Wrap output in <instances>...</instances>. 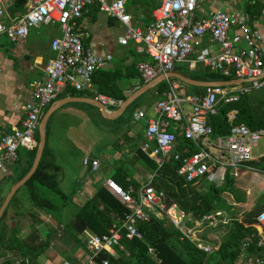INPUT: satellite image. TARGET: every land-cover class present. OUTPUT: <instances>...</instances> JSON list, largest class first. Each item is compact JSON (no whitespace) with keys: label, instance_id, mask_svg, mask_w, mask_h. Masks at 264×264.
<instances>
[{"label":"built area","instance_id":"1","mask_svg":"<svg viewBox=\"0 0 264 264\" xmlns=\"http://www.w3.org/2000/svg\"><path fill=\"white\" fill-rule=\"evenodd\" d=\"M9 1L0 0V41L6 36L11 41L24 42L30 28L43 23L57 24L60 35L51 40L53 56L44 64L41 76L29 84L30 100L23 105L21 125L0 136V176L11 175L12 167L19 160L20 148L32 150L37 145L35 133L43 109L67 86L78 91H93L94 73L111 61V54L97 55L86 48L78 31L84 9L94 5L123 25V32L117 36L119 44L134 43L138 51L148 56L136 65L145 82L174 71L177 63H184L190 69L201 63L212 71L241 81L206 86L205 93L199 95L188 93L180 81L169 79L168 90L152 104L154 118L147 119L144 110L132 114L134 121H147L146 139L140 146L142 152L158 167L178 163V176L193 184L218 170L230 169L237 176L238 170L252 169L264 175V170L249 164L258 161L252 156V150L264 136L263 128L251 129L243 122L236 123V109L227 113L228 133L214 136L210 123V117L218 113L221 103H232L244 94L264 90V25L256 20L248 21L243 10L233 8L231 5L237 0H228L225 7L214 5L215 0L208 1L207 11L202 10L200 16L196 14L204 0H159L152 10V21L145 27L134 23L126 7L130 0H29L26 11L16 18L7 16ZM204 38L208 46L201 49ZM94 99L105 107L122 102L99 92ZM173 124L180 127L182 137L190 140L197 150H178ZM82 163L93 172L99 167L98 159L83 157ZM154 174L148 175L139 186L129 185L128 188L112 178L105 179L104 185L118 196L127 210L106 233L83 230L81 237L88 254L79 264H109L107 257L98 260L100 255L116 256L118 249L123 250V235L142 239L143 233L137 225L153 217L165 218L206 254L218 249L222 236H216L213 242L198 235L211 228L228 226L234 217L225 209L195 217L176 201L167 203L165 189L152 183ZM188 220L191 226H187ZM255 228L259 235L257 245H262L264 208L255 217ZM148 251L155 255L152 247H148ZM62 264L78 263L63 259ZM235 264H264V255L243 251Z\"/></svg>","mask_w":264,"mask_h":264},{"label":"crops","instance_id":"2","mask_svg":"<svg viewBox=\"0 0 264 264\" xmlns=\"http://www.w3.org/2000/svg\"><path fill=\"white\" fill-rule=\"evenodd\" d=\"M28 1L29 0H26L24 5L25 11ZM139 1L140 0H130L126 7L132 15L134 23L141 27H145L152 21V10L159 3V0H144V2L138 5ZM208 1L213 0H207V2ZM215 1L214 5L218 6L224 5L225 7L229 4L228 0ZM12 3L13 0H10L7 8V16L16 18L25 12L20 13L17 11L14 17H12L9 11V7ZM148 3L153 4L152 6H148ZM247 5H251L252 9L250 11H246ZM231 6L235 9L243 10L248 16V21L250 20V22H253L256 20L259 24L261 23L264 25V0H237L233 2ZM202 10L204 9H201L196 15L200 16L203 13ZM6 21H8V18ZM79 23L80 26L78 31L83 36L85 47L89 48L97 55L111 54L112 59L104 68L94 73L92 79L93 91H78L67 86L54 101L66 97L94 98L96 92H99L117 100H121L122 104L132 93L147 83L139 75L136 65L142 60H147L148 56L144 52L138 51L134 43H129L128 45L119 44L117 42V36L123 32V25L117 18L109 17L104 12L98 10L95 5L88 6L84 9L83 16L79 20ZM58 35H60V31L57 24L43 23L31 27L24 42L11 41L6 36L1 37L0 136L6 132H10L12 128L21 125V120L24 116L23 105L30 100L29 84L33 79L41 76L44 64L53 56L50 43L51 40ZM207 46L208 40L204 38L201 49L207 48ZM197 56L196 54L195 57ZM132 63L137 70V75L130 77L129 73H131V71L127 69V67ZM184 65L188 73L176 67L174 71L193 80L207 81L198 77V70H210L209 68L201 63H197L196 67L193 69H190L186 64ZM169 79L180 81L188 93L199 95L205 93L206 86L187 84L176 77H167L159 80L128 105H131V115L129 113L130 110L125 112L128 106L124 109L121 114L124 113L125 122L118 129H116L117 126H114L109 120H113L121 114L112 119L106 118L102 115L100 108L85 101H70L62 104L53 111V123L51 122L48 144L52 151L51 154L53 156L54 165L47 168L45 172L58 183L59 192H63L65 195H69L71 192H75V194L72 196V201H67L65 204L63 202L64 199H62L60 195L55 192L45 191L44 195L55 205L54 209H46L35 207L26 190L22 188L17 193L15 202H13L11 207L7 210L5 222L0 224V264H19L24 260L29 263L28 257L25 258L17 248L12 247L8 249L2 247V244L6 242V236L8 234L10 237L15 234L16 239L22 241V245L39 247L44 244V241H48V247L39 251L40 253L34 258V264H62L63 259L79 264L86 259L88 251L83 239V243L80 245L63 231V225L68 220V218L64 216L67 208H65V206L71 203L75 208L76 206L79 207L84 201L91 198L100 186H104L108 189L104 185V181L106 178L114 179L112 174L117 171V169L129 168L128 170L132 173L131 178L137 182V185L129 183L126 188H128L129 185L135 187L139 186L140 182H144L148 175L155 173L144 168V165L140 162L132 164L129 161L135 154L136 147L140 148L146 139L145 128L147 124L146 119L134 121L132 119V114L135 111L144 110L147 119L154 118L155 114L152 110V104L155 101L148 104L146 100L142 98L138 103L137 100L141 96L147 94V92L157 84H160L159 90L161 91V97V95L168 90ZM231 79L232 78L228 80ZM239 83H241V81L232 84ZM189 86L203 87L204 91L198 93L191 87L189 88ZM101 88L104 91H100ZM105 92H111L114 93V95L112 94L113 96H111ZM53 102L46 107L49 108ZM120 105H109L105 107V109L109 112H113ZM88 106L96 109L95 112L100 115L101 119L104 121L102 125L103 129L108 131V135L112 137V141L116 140L115 144L111 145L106 139L102 148L107 151L102 155L97 154L94 150L89 152L87 146L79 145L77 139H74L72 135L76 130L80 132L75 125L76 122H78L77 117L80 116L77 114H79L80 111L87 110ZM55 124H59L58 127H56ZM174 125L175 124H173V126ZM175 127L174 131L179 140L183 138L180 133V127L178 125H175ZM183 148L190 150V148L186 146ZM83 157L98 159V169L93 172L90 166H84L82 163ZM148 158L151 159L150 157ZM151 160L154 161L153 159ZM113 164L116 166V170L111 172L107 177L103 176L105 168ZM14 168L15 165L12 167L11 175L0 176V205L11 187L17 182L12 181L16 174ZM226 170H218L203 179L215 183L216 185H221L224 181ZM247 171L248 170H238L237 176H234L231 170L235 180L241 178ZM254 174H258L259 177L254 176V180H251V176H249V187L246 193L249 194L250 200L247 199L246 204L250 205L253 201V205L251 206L253 209H256L264 206V175L257 172H254ZM129 179L130 178L127 177V180ZM5 187H7L6 190H4ZM108 190L112 192L110 189ZM234 202L236 203L237 201ZM217 209L223 210V208ZM231 216L233 217L232 214ZM234 218L241 217L237 216ZM16 247H18V243Z\"/></svg>","mask_w":264,"mask_h":264},{"label":"trees","instance_id":"3","mask_svg":"<svg viewBox=\"0 0 264 264\" xmlns=\"http://www.w3.org/2000/svg\"><path fill=\"white\" fill-rule=\"evenodd\" d=\"M25 2L26 0H13L12 5L9 7L12 17H14L17 11L20 13L25 11ZM152 4L148 3L147 5L152 6ZM251 9V5H247L246 11H250ZM127 69L131 71L129 73L130 77L137 75V70L133 63ZM198 72V77L207 81L230 79V77L208 69L198 70ZM190 87L198 93L204 91L203 87ZM100 91L104 90L101 88ZM108 94L111 96L114 95L111 92ZM130 106L127 107L125 112L130 110ZM47 108L45 107L43 109L40 114V119ZM232 109L237 110L236 123L243 122L251 129H264V90L244 94L232 103H221L218 113L210 117L214 136L228 133L230 124L227 121V113ZM129 113L131 115L132 111L130 110ZM52 117L53 114H51L46 124V141L39 164L32 176L12 196L0 218V224L5 222L7 210L15 202L17 193L22 188L26 190L35 207L46 209L55 208L54 203L44 195L45 191L55 192L60 195L64 199L63 202L65 204L67 201H72V196L75 192H71L69 195L59 192L58 183L45 172L47 168L54 165L52 151L48 144ZM109 121L114 126H117L116 129H118L125 122L124 113ZM35 138L38 143V129L35 133ZM185 146L190 148V152L196 150V146L190 140L184 138L179 139L178 150H181ZM36 148L37 145L32 150H26L24 148L18 150L19 160L15 164L14 169L16 170V174L12 180L13 182L22 178L30 169ZM129 161L132 164L140 162L144 165V168L155 172L152 183L156 187L165 189L167 194L166 202L176 201L181 208L195 217H200L217 208H224L228 213H231L232 209H230L231 207L228 205L226 196L223 195L224 193L230 194L233 198L242 201L239 197L241 196V192L236 187V180L230 169L226 170L224 181L221 185H216L205 179H202L197 184H193L185 182L178 176L176 173L178 163L170 162L158 167L138 147H136L135 154ZM249 164L260 170H264V155L258 161H251ZM128 169L120 168L112 174V177L125 188L129 183L137 185V182L131 178L132 173ZM127 177L130 179L127 180ZM263 208L264 206L253 209L240 220L234 219L228 226H223V234L219 247L210 254H206L198 249L191 240L183 237L182 233L165 218L157 219L153 217L150 221L138 223V229L143 233L142 239H129L123 235L121 243L124 249H118L116 256L102 253L98 260L107 257L109 264H235L243 251L247 254L264 255V243L257 245L259 235L255 228V217ZM126 210L125 205L118 196L104 186H100L91 198L84 201L81 206H76L72 218L63 225V231L81 245L83 243L81 235L84 229H88L97 234L106 233L114 221L118 217H122ZM17 243L18 247H16ZM245 244L247 245L245 246ZM48 245L47 240L39 247L22 245V241H18L15 234L11 237L8 234L6 236V242L2 244V247L8 249L15 247L25 258L28 257L29 263L24 260L19 264H34V258L40 253L39 251L46 249ZM148 247L154 249V256L149 253Z\"/></svg>","mask_w":264,"mask_h":264},{"label":"rangeland","instance_id":"4","mask_svg":"<svg viewBox=\"0 0 264 264\" xmlns=\"http://www.w3.org/2000/svg\"><path fill=\"white\" fill-rule=\"evenodd\" d=\"M142 2H144V0H140L138 2V5H140ZM200 9H204L205 11H207L208 9V2L207 0L200 3L199 5ZM198 12V11H197ZM184 63H177L176 68L180 69L183 72H187V69L184 68ZM163 84V83H162ZM159 86L160 84H157L156 86H154L153 88H151L147 94L141 96L138 100L137 103L140 101V99H144L146 100V102L149 104L153 101H156L159 97H160V93L161 91L159 90ZM88 109L85 111H80L79 114L80 115L77 117L78 122H76V126L79 129L80 132H78L77 130L72 133L73 138L77 139V142L79 145H83V146H87L89 152H92L94 150V152H96L97 154L102 155L103 153H105L107 150L102 148L104 145V142L107 139V142H110L111 145L115 144V141H112V137H110L108 135V131H106L105 129H103L102 125L104 123L103 119H101L100 115H98L95 112V108L94 107H87ZM67 119V118H66ZM53 120V119H52ZM53 123V121H52ZM106 123V122H105ZM56 127H58L59 124H55ZM61 126V124H60ZM102 149V150H101ZM264 155V136H262L258 142L256 143V145L253 147L252 150V156L256 159L259 160V158ZM116 170V166L113 165H108L107 168H105V170L103 171V176L107 177L111 174V172H114ZM254 172H257L256 170H248L246 173H244V175L239 178L238 180H236V187L238 189L239 192H241V196H239L242 201L237 200L236 198H233L230 194H223L224 196H226V201L228 203V205H230V209H232L231 213L233 217H241L243 218L244 216H246L249 212H251L253 210V207L251 205H253V201L251 202V204H246L247 199L250 200V196L249 194H247V189L249 187V176H251V180H254V176L259 177V175L254 174ZM102 179V177H101ZM212 180V179H210ZM222 183V182H221ZM7 187L4 188V190H6ZM248 195V197H247ZM234 201H237L236 203ZM242 202V203H241ZM239 203V204H238ZM67 207V208H66ZM66 208V213H65V217L69 219L72 218V215L75 211V206L71 205V203H69L67 206H65ZM224 209V208H223ZM235 219V218H234ZM67 220V219H66ZM67 220V221H68ZM192 222L191 220L187 221V226H191ZM223 233V226L215 228V229H208L205 232L200 233L198 236L202 239L205 240H209V241H216V236H222Z\"/></svg>","mask_w":264,"mask_h":264},{"label":"water","instance_id":"5","mask_svg":"<svg viewBox=\"0 0 264 264\" xmlns=\"http://www.w3.org/2000/svg\"><path fill=\"white\" fill-rule=\"evenodd\" d=\"M167 77H176L179 80H181L182 82H185L187 84H191V85H202V86H221V85H228V84H232L235 82H239L240 79H231V80H215V81H197V80H193L189 77H186L178 72L175 71H171L168 72L166 75H158L157 77L153 78L152 80H150L149 82H147L145 85H143L141 88H139L138 90H136L134 93H132L127 99H125L123 101V103L113 112H109L105 109V106L98 100L94 99V98H75V97H66V98H61L58 99L56 101H54L51 106L46 110V112L43 114V116L41 117L39 124H38V133H39V139H38V144H37V148H36V152L31 164L30 169L27 171V173L21 178L19 179L10 189V191L8 192V194L5 196L4 200L2 201L1 205H0V218L3 215L4 210L6 209L10 199L12 198V196L14 195V193L32 176V174L35 172L43 149H44V145H45V141H46V124L48 121V118L50 117V115L53 113V111L55 109H57V107L61 106L64 103L70 102V101H85L91 104H94L95 106H97L98 108H100V111L102 113V115L106 118H115L117 117L119 114H121L124 109L135 99L137 98L141 93H143L147 88H149L151 85H153L155 82L165 79Z\"/></svg>","mask_w":264,"mask_h":264}]
</instances>
